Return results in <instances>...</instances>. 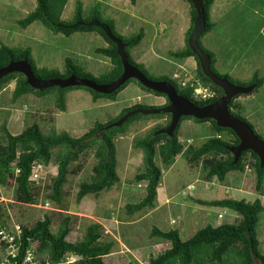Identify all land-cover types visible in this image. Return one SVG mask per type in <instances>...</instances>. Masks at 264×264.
Segmentation results:
<instances>
[{"label":"rangeland","instance_id":"374dc122","mask_svg":"<svg viewBox=\"0 0 264 264\" xmlns=\"http://www.w3.org/2000/svg\"><path fill=\"white\" fill-rule=\"evenodd\" d=\"M77 1L83 2L84 16L98 11L103 18L114 22L115 30L122 36L130 37L143 28L145 36L138 45L130 47L128 52L151 76L157 79L165 76L172 78L173 73L180 70L196 75L197 64H177L184 60L170 54L172 50L182 49L181 45L178 42L154 41L153 35L159 33L161 25L157 21L152 25L148 18L147 22L133 17L131 12L137 8L133 9L131 4L124 7V1L118 0H68L62 15L64 19L72 18ZM253 4L251 0H217L213 12L216 25L210 32L201 35L199 41L216 58V69L229 79L250 81L257 73L261 85L251 93L240 95L241 98L238 100L237 97L235 101L242 103L241 114L264 138V2L259 3L258 12H254ZM35 5V0H0V44L30 48L32 59L38 67L63 72L65 58L69 56L95 77L100 78L110 70V60L96 52L97 47L106 44L99 34L54 33L40 22L21 27L17 20ZM39 72L44 73L42 70ZM14 87L15 81H12L0 90V125L7 122L10 131L15 134L27 125L38 122L45 134L67 132L72 136H80L92 128L96 121L107 122L115 118L116 112L128 104L124 100L126 90L118 93L117 101L107 97L93 101L90 91L74 88L66 92V109L60 110L55 104L53 92L42 97L26 94L12 101ZM151 97L131 99L130 103L137 101L153 107L164 106ZM167 119L166 115L151 116L128 124L127 130L115 137L120 181L98 195L87 194L81 201L77 199V192L80 184L91 178L96 162L93 149L83 153L71 164V173L60 202L48 197L49 191L45 188L39 190L36 202L26 200L17 188L16 173L12 170L6 175V184H0V203L5 209L6 222L31 225L49 214L52 217V230L56 231L61 220L69 215L71 230L67 238L76 241L82 238L90 223L99 221L103 225V238L115 241L112 252L105 257L106 264H149L151 255L160 254L167 247L166 241L150 235L153 225L164 230L175 228L183 239H188L207 224L217 226L236 221L238 214L233 209L202 205L196 201L198 198L212 200L232 197L252 201L260 197L264 204V193L260 195L255 189V174L252 170L246 168L249 175L232 170L227 173L224 181L216 176L206 179L202 165L189 164L185 154L177 155L174 163L169 166L164 165L156 154V162L163 169L161 182L169 184L171 199L158 202L157 198L154 207L129 213L126 204L139 201L146 190L145 182L136 183L134 180L135 174L143 170V164L142 150L134 147L133 141L145 135L157 123H165ZM191 122L198 121L185 118L179 129V139L186 148L202 144L212 134L210 122L195 126ZM56 173L57 163L53 160L45 165L43 177L37 183L41 186L50 183ZM46 200L50 202L48 205ZM185 204L188 211L185 209L184 212L185 207L182 209V206ZM219 211L222 212V218L217 215ZM172 219L175 222L171 223ZM257 232L258 238L264 239V212L260 214ZM259 249L264 253V247Z\"/></svg>","mask_w":264,"mask_h":264},{"label":"trees","instance_id":"16d2710c","mask_svg":"<svg viewBox=\"0 0 264 264\" xmlns=\"http://www.w3.org/2000/svg\"><path fill=\"white\" fill-rule=\"evenodd\" d=\"M35 1V7L24 17L17 20L21 27L26 28L34 22H40L54 33L61 32L65 35H71L74 32H94L99 34L107 44L97 47L96 52L106 56L110 60V70L100 78L95 77L93 74L86 72L79 63L69 56L65 58L63 72L46 67H38L32 59V51L30 48L12 47L5 43L0 44V66L8 64L12 59L27 58L32 64L35 74L39 77H67L70 74H76L93 78L98 82H109L114 80L123 70V61L118 52V45L107 35L100 25H90L84 22H89L93 18H97L107 23L113 33L126 42L125 49L128 55V49L138 45L144 37L145 32L143 28L130 37L122 36L115 30L113 21L103 18L96 10L88 16H84V5L82 1H77L74 14L69 20L64 19L62 16L68 0ZM130 1L135 2L136 0ZM185 1L189 4L191 18L190 27L185 35L186 45L182 49L170 51V54L176 58L193 56L197 61V77L200 78L202 83L214 88L218 95L206 100L197 99L193 95V88L191 86H180L176 80L166 76L160 79H167L172 82L180 94L187 96L196 104L202 105L218 99L223 95L224 91L221 86L215 84L205 74L201 67L199 57L189 45L188 39L197 16V9L195 0ZM214 1L202 0L206 18V30L203 34H206L215 26L211 18V7ZM202 48L211 55L212 69L220 76L228 77L216 69V58L211 51L203 45ZM129 59L133 64L145 71L130 55ZM39 70H42L44 73L41 74ZM145 73L155 78L146 71ZM26 80L27 78L22 72H11L0 78V90L8 83L15 81V87L11 96L12 101H17L26 94L42 97L53 92L55 95V104L60 110L66 109V92L74 88L87 89L91 92L94 101L102 97L115 100L122 89L130 82H134L149 92L164 95L167 98L166 94L144 86L135 78L129 79L112 93L98 92L87 86H69L63 88L55 85L39 89L32 87ZM254 81L257 82L256 88L262 83L257 73L250 81L234 82L246 84ZM240 95L232 98L229 107L235 115L250 123L254 128L253 124L241 114L242 103L235 101ZM168 103L169 99L167 98V102L163 105ZM137 107H153V105L136 103L128 106L115 118L107 122L96 121L92 128L80 136H72L67 132L45 134L38 122L27 125L21 132L15 134L10 131L7 122H2L0 125V184H6V175L12 170L19 168V172L15 177V183L26 200L36 202L40 194L39 190L45 188L49 191L47 194L48 197L60 202L68 176L71 173V164L77 161L83 153L93 149L96 157V162L92 169L93 172L89 180L83 181L80 184L77 199L81 201L89 193L98 195L102 191L112 188L120 181V176L117 172L115 137L124 133L129 126L128 124H131L135 120L166 115L168 119L165 123H157L149 132L143 136L136 137L133 141V146L142 150L143 164V170L135 174L134 180L136 183L145 182L146 190L139 201L126 204L129 213L155 206L158 198V185L163 175V169L156 162V154L160 156L163 164L166 166L172 165L177 155L181 153L185 154L189 164L202 165L206 171V179H211L216 176L220 181H224L227 173L232 170L245 172L247 165H249L255 174V189L260 195L264 193V164L261 165L260 157L256 152L251 149L243 151L238 161L233 163L234 154L230 147L238 144L240 139L231 128L219 126L212 118L200 119L194 116L183 115L172 136L167 133H157V130L170 123L171 114L168 112L153 114L136 113L129 116L122 124L108 127V124L118 120L127 111ZM185 118H191L198 122H210L212 130L210 137L200 145L186 148L185 144L179 139L180 125ZM55 149L57 150L55 151ZM53 160L57 163V173L50 183L41 186L36 181L30 179L33 165L36 162L47 165ZM196 201L202 205L221 206L233 209L237 212L238 217L234 223H222L217 226L207 224L198 229L188 239H183L179 231L175 228L164 230L157 225H153L150 235L163 241H169L171 247L158 256L151 257L149 264H264V253L259 249L260 241L257 232L260 214L264 212V204L260 197L252 201L232 197L212 200L198 198ZM4 216L5 209L0 204V222L2 223H6ZM70 221L71 217L66 215L61 220L58 229L53 231L52 217L49 214H45L42 219L36 220L31 225L23 224V239L26 243H29L27 237H30L34 241L37 240L39 250L47 254L51 260H59L67 251H74L82 256L79 264H106L105 257L112 252L115 241L103 238L102 223L99 221L90 223L86 227L82 238L76 241H70L67 238L71 230Z\"/></svg>","mask_w":264,"mask_h":264},{"label":"water","instance_id":"95a60500","mask_svg":"<svg viewBox=\"0 0 264 264\" xmlns=\"http://www.w3.org/2000/svg\"><path fill=\"white\" fill-rule=\"evenodd\" d=\"M195 5L197 9V16L194 20L193 29L188 39L189 45L193 52L199 57L201 67L205 74L208 75L215 84L221 86L224 91L222 96L212 102L202 105L196 104L187 96L180 94L176 86L167 79H155L148 76L145 71L130 61L129 55L125 49L126 42L122 38L115 35L107 23L102 22L97 18H93L91 21L84 23L90 25H100L105 30L107 35L117 43L118 52L120 53L123 61V70L114 80L109 82H98L93 78L79 76L76 74H70L67 77H39L35 74L32 64L27 58L12 59L8 64L0 66V78L11 72L19 71L25 74L27 83L35 88L44 89L55 85L63 88L69 86H87L102 93H112L119 89L129 79L135 78L144 86L154 91L166 94L169 99V103L161 107L134 108L127 111L118 120L108 124V127L122 124L132 114L168 112L171 114L170 123L156 132L167 133L172 136L181 116L183 115L194 116L200 119L212 118L219 126L231 128L240 139L238 144L230 147L234 154L233 163L238 161L243 151L251 149L258 154L261 165H263L264 138L256 133L250 123L235 115L229 107V104L234 96L253 92L257 86V82L254 81L248 84L236 83L228 77L220 76L212 69L211 55L202 48L199 41L200 36L206 30L204 5L202 0H195Z\"/></svg>","mask_w":264,"mask_h":264},{"label":"crops","instance_id":"0c3cea01","mask_svg":"<svg viewBox=\"0 0 264 264\" xmlns=\"http://www.w3.org/2000/svg\"><path fill=\"white\" fill-rule=\"evenodd\" d=\"M118 1H124V3H125V4H123L124 7L126 6V4L129 3V4H131L133 9L137 8L136 10H138V11L134 10L131 12L133 17H136V18L139 17L145 21H147V18H148L149 23H151L152 25L154 23H156V21H157V23H159V25H161L159 33H154V35H153L154 41L159 40V42H168V41L175 42V43L178 42L181 45V48L185 47V45H186V41H185L186 31L189 29L190 24H191L189 4L185 0H142L141 3H139L140 0H136L135 2H132L130 0H118ZM251 1L254 3L252 6V8H254V12H258L259 3L264 2V0H251ZM216 2H217V0H215L213 2L212 7H211V18H212V20L214 19L213 12H214V6H215ZM138 4H139V7H137ZM151 20H152V22H150ZM113 24H114V22H113ZM167 30H169V31L167 32ZM144 36H145V33H144ZM106 44H104L103 46H105ZM181 59L184 61L183 62L180 61L177 64H182L183 66L184 65L195 66V64H197V61L193 56H189L187 58H181ZM254 75H256V72ZM127 90H129V91H127ZM124 91H125L124 100L126 99L128 104H126L122 108H120V110L116 112L115 116H117L124 108L131 106L133 104H136V103H140L137 101L130 103L131 99H140V97H142V96L150 98L151 96H153V99L156 98L158 103L162 104V105L165 104L167 101V98L164 95H157V94L151 93L149 91H146L145 89L141 88L138 84H136L134 82H130L119 93L121 94ZM118 95L114 101H117ZM241 96L238 97V100L241 98ZM11 120H12V117H10V122H11ZM187 120H190V119H187ZM204 123L205 122H197V123L191 122V124H193L194 126H195V124H204ZM244 173L249 175V173H247V171H245ZM247 175H246V177H247ZM170 193H171V189H170L169 184L167 182H160V184L158 185V202H166L165 199H168V200L171 199V197L169 196ZM222 198H225V197H222ZM173 205L176 206L177 203H173ZM182 209L184 210V212H185V209H186V211H188V207L186 206V204H185V206H182ZM219 213H222V212L219 211L217 215H219ZM171 223H172V221H171ZM259 241H260L259 247H261V246L264 247V239L260 240V238H259ZM165 244L167 246L166 250L169 247H171V243L169 241H166ZM158 255L159 254H157V255L153 254V255H151V257H156ZM151 257H150V259H151ZM150 259H149V263H150Z\"/></svg>","mask_w":264,"mask_h":264},{"label":"built area","instance_id":"2783aa9c","mask_svg":"<svg viewBox=\"0 0 264 264\" xmlns=\"http://www.w3.org/2000/svg\"><path fill=\"white\" fill-rule=\"evenodd\" d=\"M172 79L176 80L180 86H191L193 95L197 99L206 100L218 95L214 88L202 83L197 75H191L187 71H176L173 73ZM44 167L45 164L36 162L33 165L30 179L38 182L43 177ZM247 170L251 171L252 169L247 165ZM18 172L19 168H16L15 173ZM45 203L48 205L50 202L46 200ZM218 216L221 217L222 213H219ZM172 222H175V219H172ZM23 233V224L20 222H0V264H79L82 259L78 253L67 251L61 259L51 260L47 254H42L39 250L37 240L34 241L27 237L29 243H26Z\"/></svg>","mask_w":264,"mask_h":264},{"label":"flooded vegetation","instance_id":"af4514ba","mask_svg":"<svg viewBox=\"0 0 264 264\" xmlns=\"http://www.w3.org/2000/svg\"><path fill=\"white\" fill-rule=\"evenodd\" d=\"M230 80H231V79H230ZM236 83H237V82H236ZM246 84H248V83H246ZM238 95H239V94H238ZM241 95H242V94H241ZM234 97H235V96H234ZM234 97H233V98H234ZM166 102H167V101H166Z\"/></svg>","mask_w":264,"mask_h":264}]
</instances>
